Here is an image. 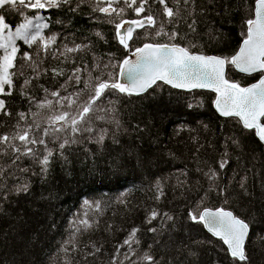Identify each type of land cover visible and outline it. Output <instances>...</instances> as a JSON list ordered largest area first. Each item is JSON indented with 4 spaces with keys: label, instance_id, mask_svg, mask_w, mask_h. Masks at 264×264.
I'll return each mask as SVG.
<instances>
[{
    "label": "trees",
    "instance_id": "16d2710c",
    "mask_svg": "<svg viewBox=\"0 0 264 264\" xmlns=\"http://www.w3.org/2000/svg\"><path fill=\"white\" fill-rule=\"evenodd\" d=\"M254 2L190 0L185 5L181 0L180 14L171 21L156 0H149L139 15L134 11L139 0L131 7L121 0L114 8L124 11L111 16L93 11L91 3L76 8V0L71 8H50L49 27L43 35L55 34L56 41L47 50L42 42L20 43L10 69L13 83L5 85V94L0 95L11 113H0V135L15 130L20 112L27 114V123L40 121L46 127L43 117L69 110L56 105L51 92L59 90L61 96H69L79 91L86 98V83H94L97 75L102 79L110 75L115 82L119 62L145 42L195 45L190 49L193 52L229 58L243 39V22L250 17ZM167 3L175 11L174 0ZM149 9L156 24L135 28L125 48L119 43L116 23L141 20ZM0 14L11 26L20 21L19 13L7 8ZM193 20L194 31L189 28ZM161 24L165 32L178 33L175 40L155 34ZM77 45L82 47L67 51ZM24 52L31 61L23 59ZM74 75L80 77L79 84L69 80ZM227 77L241 86L257 79L231 65ZM26 79L30 81L27 86ZM45 96L53 101V109L36 107L35 102ZM213 100L211 92H185L163 83L143 95L106 94L101 107L115 109L109 116L119 119V130L106 121H94V128L109 130L104 141L78 136L80 142L54 155L43 176L34 160L19 161L29 171L16 172L7 183L26 181L29 190L0 199V264H132L145 252L159 264H241L230 257L221 240L189 219V212L204 207L229 209L249 222L248 264H264V146L236 120L217 115ZM33 112L40 116H32ZM19 124L26 126L25 121ZM49 147L58 149V143L49 142ZM225 158L229 163L220 169L219 161ZM0 159L10 163L7 156ZM209 170L218 173L215 188L224 189L223 194L209 191L211 181L205 175ZM153 210L160 215L149 223ZM164 213L173 220L164 221ZM83 219L91 227L76 232L75 224ZM132 229L138 230V243L133 242L131 250L128 245L120 247Z\"/></svg>",
    "mask_w": 264,
    "mask_h": 264
},
{
    "label": "snow or ice",
    "instance_id": "6c2138e0",
    "mask_svg": "<svg viewBox=\"0 0 264 264\" xmlns=\"http://www.w3.org/2000/svg\"><path fill=\"white\" fill-rule=\"evenodd\" d=\"M104 2L105 0H76V8H79L82 3H91L93 11L109 16L113 13L120 15L124 11L123 8L117 9L112 6L121 3V0H107V6L101 7L100 5ZM122 2L129 7L137 4V0H122ZM148 2L149 0H139L134 11L138 15L145 12ZM189 2L190 0H183L185 5ZM156 3L163 6L162 12L169 18V21L180 14L181 0H174L175 11L173 7L168 6L167 0H156ZM72 4L73 0H0V10L7 8L15 11L23 20L12 31L11 26L5 21V16L0 14V49H3V55L0 56V94H5V85L11 86L13 83L12 76L14 73H11L10 69L15 66L14 61L17 53L15 42L17 39L23 40L28 45L42 42L45 50L56 41L54 34L47 38L43 35V30L49 27L47 23L43 22L46 18L39 14L29 18L25 15V10L30 9L38 12L42 9L58 8L62 5L71 8ZM243 23L245 30L241 33L243 37L241 46L230 58L207 56L203 53L193 52L190 49L195 45L144 43L142 47L135 49V60L125 57L118 64L119 75L125 77L126 83L119 80L113 82L110 75L104 79L97 75L94 83L85 84L86 98H82L79 91L69 94V96H61L59 90L51 92L50 95L57 98L56 105L69 110L43 117L42 120L47 125L46 127H42L40 121L34 120L32 123H27V114L25 112L18 113L19 121H25L26 126L22 128L18 121L14 131L0 135V158L7 156L10 161V163H6L0 159V199H7L10 193L28 192L29 185L26 181L7 183L9 179L15 177L16 172L27 173L29 171L28 168L19 165V161L23 158L34 160L39 165V174L43 176L49 171V164L54 155H62L67 145L80 142L77 139L78 136L87 134L88 138L94 137L96 143L104 141L109 130L107 128H94V121H106L114 125L116 130H119L121 128L119 119L114 115L111 118L109 116L115 112V109L101 107L106 94L118 92L128 96L141 95L157 85L158 81L176 89L213 90L217 93V99L214 102L215 107L221 115L239 117L244 128L256 129L258 138L264 142V123H261V118H264V74L261 75L257 83L242 87L238 82H231L227 79L225 73V67L228 64L243 73H264V0H255V6L250 17ZM126 24L129 22L116 23L115 26L119 43L128 48V41L133 39L135 28L126 27ZM145 24L153 26L156 24L150 9L149 14L143 19L130 22V25H135L136 28H143ZM194 24L195 20L189 25L193 31L195 30L192 27ZM5 33L7 34L5 35ZM155 34L167 36L169 41L175 40L178 35L176 32H165L163 24L160 25ZM81 47L77 45L74 49H67V51L78 50ZM23 59L31 61L32 57L28 53H24ZM108 66L105 65L104 67L107 68ZM79 71V69L76 70V72ZM20 75H23V71L20 72ZM69 80H75L77 84L80 83L78 75L69 77ZM29 83L30 81L26 79L24 85L27 86ZM45 91L47 92V90ZM7 94L10 95L11 93L8 92ZM30 102H35L34 98H30ZM35 103L39 109L51 110L54 107L53 101L48 99V96ZM29 111L31 112V109ZM0 113L11 115L6 110L5 102L2 99H0ZM100 113H104V115H100ZM31 114L34 117L40 116L38 112ZM49 142L58 143V149L49 147ZM226 156L227 153H225ZM228 163L226 158L220 160L219 168H225ZM205 175L211 181L209 191L217 190L223 194L224 189L215 188L218 173L209 170ZM241 187H243V183ZM85 204H88V201H85ZM96 207H99V204H96ZM158 215L160 214L153 210L148 222L156 219ZM163 219L164 221H171L173 217L164 213ZM189 219L194 223H203L209 232L220 238L227 246L228 254L234 261L248 264L249 257L246 244L251 231L249 222L234 215L230 210L224 208L211 210L207 207H204L202 211L189 212ZM88 227H91V224L87 219H83L75 224V231L79 232ZM137 231V229H132L129 237L120 247L128 245L131 250V244L133 242L138 243L135 241ZM149 231L157 232L158 229L151 228ZM64 250L67 251V249ZM117 253L119 254V248ZM125 259H130V256L125 254ZM132 264H159V262L150 253L145 252Z\"/></svg>",
    "mask_w": 264,
    "mask_h": 264
},
{
    "label": "water",
    "instance_id": "95a60500",
    "mask_svg": "<svg viewBox=\"0 0 264 264\" xmlns=\"http://www.w3.org/2000/svg\"><path fill=\"white\" fill-rule=\"evenodd\" d=\"M254 6H255V2H254ZM127 26H132L133 28H136L135 27V25H130V22H129V24H126V27ZM121 32H123V29H121ZM147 43H149V42H147ZM241 43H242V41L240 42V44H239V47H238V49H237V51L239 50V48H240V46H241ZM144 44V43H143ZM143 44L142 45H140V46H138V47H142L143 46ZM137 47V48H138ZM236 51V52H237ZM235 52V53H236ZM234 53V54H235ZM233 54V55H234ZM204 55H207V56H217V55H213V54H204ZM126 57H128L129 59H131V60H135V49L133 50V51H131ZM218 57H221V56H218ZM234 67V66H233ZM226 69H227V65H226V67H225V73H226ZM234 69L237 71V72H239V73H242V74H247V75H257L258 73H260V72H255V73H251V74H248V73H243V72H240L238 69H236L235 67H234ZM226 78L228 79V77L226 76ZM261 78V76L255 81V82H253V83H251V84H249V85H246V86H244V87H247V86H250V85H252V84H254V83H257L258 81H259V79ZM117 80H119L120 82H122V83H126V79H125V77H123V76H120L119 75V71H118V77H117ZM230 80V79H229ZM231 82H234V81H232V80H230ZM158 82H161V81H158ZM157 82V83H158ZM161 83H163V82H161ZM163 84H165V83H163ZM165 85H167V84H165ZM167 86H169V87H171L170 85H167ZM171 88H173V87H171ZM151 89V88H150ZM149 89V90H150ZM173 89H175V90H180V91H185V92H190V91H193V90H203V91H208V92H211V93H213L214 95H215V97H214V101H213V109L215 110V112H216V114L217 115H219L220 117H223V118H236L237 120H239V122H240V125L241 126H243V123H242V121L240 120V118L239 117H235V116H232V117H224L223 115H221V113L217 110V108L215 107V100L217 99V93L216 92H214L213 90H211V89H192V90H187V89H176V88H173ZM146 93V92H145ZM145 93H143V94H145ZM143 94H141V95H143ZM135 96H137V95H135ZM263 118H261V123H264L263 122V120H262ZM244 127V126H243ZM245 130H248V131H252L253 133H254V136L259 140V142H261V140L258 138V136H257V134H256V129H246V128H244ZM262 144H263V146H264V142H261ZM218 207H215V208H209V209H211V210H215V209H217ZM219 208H221V207H219ZM225 209V208H224ZM226 210H229V209H226ZM230 211H232V210H230ZM233 212V211H232ZM234 213V212H233ZM234 215H236L235 213H234ZM237 216V215H236ZM239 217V216H238ZM241 218V217H240ZM202 224V226H203V228H204V230L210 235V236H212L213 238H215V239H219V240H221L220 238H218V237H215L211 232H209L208 231V229L206 228V226L203 224V223H201ZM250 235H251V231H250ZM250 235H249V238H250ZM248 238V239H249ZM221 242L223 243V241L221 240ZM223 245H224V247L227 249V246L223 243Z\"/></svg>",
    "mask_w": 264,
    "mask_h": 264
},
{
    "label": "rangeland",
    "instance_id": "374dc122",
    "mask_svg": "<svg viewBox=\"0 0 264 264\" xmlns=\"http://www.w3.org/2000/svg\"><path fill=\"white\" fill-rule=\"evenodd\" d=\"M105 1L107 2V0H105ZM112 6L114 7L115 5L113 4ZM38 14H39V15H42V16H44V17L46 16V13H44V12H40V13H38ZM129 21H133V20H127L126 22H129ZM21 22H23L22 19L19 21V23H21ZM43 22H45V23L48 24L47 19H45V21H43ZM19 23H18V24H19ZM18 24H17V25H18ZM17 25H16V26H17ZM16 26H14V25L11 26V30L14 31ZM6 34H7V33H5V35H6ZM21 42H24V41L21 40V39H17V40H16V42H15V46H16L17 50H18V47H19V45H20ZM1 52H2V55H3V49H1ZM0 95H1V94H0ZM0 99H1V97H0Z\"/></svg>",
    "mask_w": 264,
    "mask_h": 264
},
{
    "label": "bare ground",
    "instance_id": "6f19581e",
    "mask_svg": "<svg viewBox=\"0 0 264 264\" xmlns=\"http://www.w3.org/2000/svg\"><path fill=\"white\" fill-rule=\"evenodd\" d=\"M52 29V28H51ZM48 30V29H47ZM55 35V34H54ZM83 37V36H82ZM78 40V39H77ZM56 47V46H55ZM64 48V47H63ZM25 53V52H24ZM22 60V59H21ZM163 91V90H162ZM261 143V142H260ZM262 144V143H261ZM263 145V144H262ZM90 167V166H89ZM115 175V174H114ZM57 234V233H56ZM218 240V239H217ZM49 245V244H48ZM54 251V250H53Z\"/></svg>",
    "mask_w": 264,
    "mask_h": 264
},
{
    "label": "flooded vegetation",
    "instance_id": "af4514ba",
    "mask_svg": "<svg viewBox=\"0 0 264 264\" xmlns=\"http://www.w3.org/2000/svg\"><path fill=\"white\" fill-rule=\"evenodd\" d=\"M230 119H232V118H230ZM234 120H236V119H234ZM236 122L239 124V126H240L241 128H243L237 120H236ZM243 129H244V128H243Z\"/></svg>",
    "mask_w": 264,
    "mask_h": 264
}]
</instances>
